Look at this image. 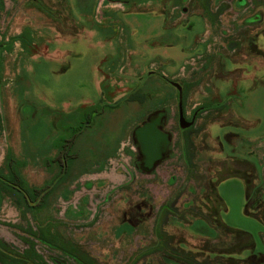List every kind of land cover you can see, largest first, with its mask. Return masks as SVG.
Returning a JSON list of instances; mask_svg holds the SVG:
<instances>
[{
  "label": "rangeland",
  "instance_id": "374dc122",
  "mask_svg": "<svg viewBox=\"0 0 264 264\" xmlns=\"http://www.w3.org/2000/svg\"><path fill=\"white\" fill-rule=\"evenodd\" d=\"M193 1L151 0L127 5L108 0H0V44L29 30L25 36L28 44L18 40L13 46L0 47V167L8 172L7 158L14 156L29 185L54 183L47 205L36 210L26 205L19 192L0 182V264H248L225 255L236 245L219 226L212 188L214 170L222 171L232 164L225 159H205L206 154L194 163V157L197 151L220 148L219 141L209 136L210 124H244L237 111L240 107L235 109L238 104L225 102L236 96V102H246L250 93L238 89L240 82L257 80L254 71L264 69V38L256 35L264 22L241 31L234 23L253 6L264 16V2ZM152 11L156 16L153 35L139 42L142 47L137 50L130 43L136 31L117 15ZM197 16L200 33L196 37L190 34L193 40L188 43L186 26ZM88 29L101 32L106 39L115 38L119 49L115 61L110 60V65L105 61L109 66L105 68L107 96L103 95V100L96 95L92 84L96 74L93 77L91 68L104 47L73 42ZM239 32L246 37L239 39ZM235 39L240 45L232 51L228 43ZM114 47L111 42L106 49L108 56L114 55ZM146 47L170 49V57L158 53L147 59ZM175 48L195 55L178 66ZM69 50H78L81 56L74 58L72 70L65 71ZM133 53L139 63L133 62ZM35 58L38 60L33 62ZM49 59H60L64 65ZM233 64L232 71L227 69ZM196 66L203 69L202 75ZM160 73H165L166 79ZM217 78L231 82L232 91L223 98L224 103L215 102L219 100L214 85ZM172 82L182 86L186 115L191 118L196 113L195 124L188 129L180 127L179 90ZM139 86L149 99L145 103L126 102V96ZM257 91L259 100L252 110L262 114L264 85ZM202 96L214 102L200 103ZM87 98L97 105L92 107L90 101H84ZM119 100L121 104H116ZM111 104L113 107L108 106ZM108 108L104 119H97L79 137L71 150L78 157L70 162V172L61 174L53 159L64 141L82 123L84 113L96 117L95 110ZM154 110L170 113L165 129L158 118L145 122ZM122 129L130 132L125 131L127 137L120 150L116 155L104 152L100 164L102 156L92 146L103 143V132L110 139L111 150L115 138L119 141L123 135ZM135 129L146 138L150 159L144 154V163L130 137ZM259 130H264V124ZM170 134L172 153L161 161L163 151L170 147ZM180 146L184 150L181 157ZM88 156L98 159L91 163ZM154 166L157 168L152 169ZM242 182L233 177L222 184L228 207L225 218L257 238L260 223L241 208L245 194ZM144 200L153 205V212L139 224L133 216ZM124 219L132 223H124ZM201 221L218 230V235L202 237L194 229Z\"/></svg>",
  "mask_w": 264,
  "mask_h": 264
},
{
  "label": "crops",
  "instance_id": "0c3cea01",
  "mask_svg": "<svg viewBox=\"0 0 264 264\" xmlns=\"http://www.w3.org/2000/svg\"><path fill=\"white\" fill-rule=\"evenodd\" d=\"M75 1V0H74ZM110 2H116V3H122V4H133L134 2H139V3H143V4H147L149 1L151 0H108ZM184 11H187V8L184 7L183 8ZM152 14L149 13H138L137 14L135 12H130V13H119L117 16H119L125 23L127 26H130L132 28V31H136L132 34V40H131V44L132 46L138 50L140 47L139 42H145L146 40H148L150 37H152L153 35V31H154V26L156 24V16L154 15V11L151 12ZM197 19H200L198 16L196 18L190 19L191 24L189 22V24L186 26V33L185 34H189L187 35L190 39L188 43H191V41L193 40V38H191L190 34H194L195 37L197 34L200 33V30L198 29L197 25ZM201 21V20H200ZM195 24V25H194ZM90 29V28H89ZM85 30L86 34L82 35L80 38H77L76 40H74V43L77 42H87L89 43V46L91 47H95V46H99V47H104V52L102 51L100 53L99 56V61L94 63V65L91 68L93 77H94V73L95 75V79L94 82H92L93 87L96 90V95L99 96V100H103L104 97L103 95L107 96V90H106V85L104 84L105 80H107L106 77V70L105 68L108 67L110 64V60H116L119 56V49H118V45H117V40L115 38H104V35L100 32V33H95V32H91L90 30ZM139 30H142L141 32H139ZM164 33V32H163ZM73 42H70L69 44H67L66 46L72 44ZM111 42L113 43L114 47V55L112 56H108V53H106V49L108 46H110ZM138 44V45H137ZM233 46V45H232ZM229 48H233L231 47V45L229 46ZM177 49V51L179 52V65L178 66H182L184 59H186L188 56H193L195 54L193 53H188V52H183L181 49L175 48ZM68 50V49H67ZM136 50V51H137ZM70 53L69 55H67V59L66 62L68 63L67 67L65 68V71H69L72 70V68L74 67V58L81 56V53L78 50H69ZM135 51V50H134ZM165 52L163 49H155L154 47H146L145 48V54H146V58L152 60L158 53L161 54L164 58H169L170 57V49L168 50L166 48ZM169 52V53H168ZM113 53V52H112ZM55 54V51L52 52V55ZM56 54L60 55L59 52H56ZM84 54H82L83 56ZM148 56V57H147ZM137 54L133 53L132 54V59L134 63H139V62H135V59L137 58ZM38 58H35L33 60V62L37 61ZM51 62H57L61 65H64L60 59H49ZM105 61H108L107 64H109L108 66H105ZM32 62V61H31ZM181 64V65H180ZM201 67V66H200ZM196 69L199 70V66H196ZM230 71H232L234 69V64L232 66H228V68ZM35 70V69H34ZM199 71H201V75L203 74V69L201 68ZM250 71V70H249ZM257 73V80H253L252 78H246L244 80H242L238 86L239 90H246L250 93V97L246 100V102L244 101V103H238L236 102V97L235 100L234 99H228L226 102L225 100L223 101V98H226L229 91H232V86H231V82H225L223 80L220 79H216L214 80V85H216V87L218 88V95H219V100H216L215 102L217 103H228V104H238L236 108L240 107V111L241 116L243 117L242 121L243 124L241 125H235L234 123H231L229 121H227L226 123L218 121L215 123L210 124V128L208 130V132L210 133L209 136L212 138V140L214 142H218L219 141V149H211L210 151H205L202 153V151H197V157H194V163H196L198 156L199 157H203L205 156V154L207 156H205V159H212L213 161H217V160H224L225 161H229L230 164H232L231 166H226V168H221L223 169L222 171H220V169H216L214 170V173L212 174V176L214 175V177H212V183L214 186L213 191H214V196L216 199V202L218 203V209H217V217H218V223L220 228H224V230L227 232L228 236H230L231 238V242L232 245L235 246L236 248H233L234 251L232 250L231 252H226V255L228 256V258L231 259H236V260H242L245 262H248V264H256V262H260L258 261L261 256H264V130H259L260 126H262L264 124V113H255L252 110V105L256 102V99L259 100L258 96V89L262 88V86L264 85V69H260L259 71H254ZM151 73V71H150ZM199 73V72H198ZM161 74V73H160ZM167 77L165 75V73L161 74V77ZM163 77V78H164ZM260 78V79H258ZM263 80V81H262ZM259 81V83L257 82ZM262 81V82H261ZM230 83V84H229ZM104 84V85H103ZM197 87V86H196ZM141 89V86L137 87L136 90L134 89L133 91H131L129 93V95L134 92ZM142 90V89H141ZM254 90L256 92H254ZM254 92V93H253ZM253 93V94H252ZM225 94V95H224ZM245 94V93H244ZM252 94V95H251ZM128 95V96H129ZM240 95V93H239ZM126 96V98L128 97ZM241 97V96H240ZM210 98V97H209ZM206 96H202L201 98H199L200 103L204 102H208L212 103L214 102L213 99H209ZM92 99V98H91ZM90 98L85 99L84 101L88 100L91 102L92 107L96 106L97 103H95L93 100H91ZM121 100L123 98H120ZM149 99V97H148ZM239 100V98H237ZM121 100H119L120 102H117L116 104H121ZM261 101V100H260ZM137 102V101H132V103ZM256 104L260 105L261 102H257ZM109 107L112 106L108 105ZM121 110L118 109V112ZM108 111V113L110 112L109 108L108 110L103 109V111L97 115L95 117V122L97 121V119H104V114L105 112ZM160 112L159 115H165L166 116V122L171 120L170 118V113L169 112H165L161 111V110H154L153 112ZM152 112V113H153ZM184 114L186 116V118L188 120H190L191 118H189L185 111ZM110 115L112 114H108L109 117H111ZM95 123H93L90 127H92ZM106 124V123H105ZM167 124V123H166ZM180 124V123H179ZM115 126V124L113 125V127ZM192 127V126H190ZM189 128V127H188ZM186 128V129H188ZM127 129V128H126ZM126 129H122L121 133L123 134L122 136H120V140L118 141V138H115V142L114 145L112 146V149L109 150L108 146H109V142L110 139L107 135H105V133H101L100 135L102 137H106V139L103 141V143L100 146H92L94 150L95 148V153L100 154V157L105 153H111L112 155H116V152H118L120 150V146L123 144V140L125 139V137H127V134H125ZM165 129V126H164ZM88 130V129H86ZM85 130V131H86ZM84 131V132H85ZM112 132H118L117 129H113L111 130ZM83 132V134H84ZM130 131L127 130L126 133H129ZM133 132L131 134V138H132V142L133 144L137 147L134 138H133ZM170 133V132H169ZM171 136V134H170ZM129 137V138H130ZM128 138V139H129ZM138 138L143 141L144 143V148H143V154H145V157L147 160L150 159V156L148 154V149L146 148V138L143 135H140L138 133ZM172 140V138H171ZM170 153L166 158H163L161 161L163 160H168L170 158V155L172 153V148H171V141H170ZM180 149H182L181 151V155H184V150H183V146H180ZM187 150V147L185 148ZM127 150L129 152H131L130 148H127ZM138 147L136 148V155H138ZM201 155V156H200ZM89 160L92 162H96L97 159L95 157L92 156H88ZM87 157V158H88ZM91 157V159H90ZM104 156L101 157V161H99V163H102V159ZM197 158V159H196ZM184 161H186L185 157L183 158ZM160 161V162H161ZM158 162V163H160ZM100 163V164H101ZM157 163V164H158ZM185 164H187V162H184ZM226 163V162H225ZM95 167V165H92V167ZM158 166V165H157ZM157 166H154L152 168H157ZM240 166V168H238ZM99 167H101V165H99ZM106 167V164H105ZM236 177L238 179H242L244 180V186H245V194H244V203L243 206L241 207L243 211H245L246 215L251 216L253 218L256 219V221L258 223H260L261 225V231L259 232V237L255 236L254 233L244 229V228H240V227H234L232 225H230L226 218H225V211H228V207L225 204V199H224V195H223V183L225 181H228L230 178ZM211 184V186H212ZM222 186V187H221ZM147 203L151 204L148 200H144ZM142 201V202H144ZM151 208H152V212H153V205L151 204ZM152 214V213H151ZM199 221L196 220L192 223V227L195 226V223ZM142 223V222H141ZM140 224V223H139ZM201 226H198L197 228H194L202 237H215L218 235V230H214L211 225H208L207 223H205V221H201ZM235 249L237 251H235ZM260 264H264V262H260Z\"/></svg>",
  "mask_w": 264,
  "mask_h": 264
},
{
  "label": "trees",
  "instance_id": "16d2710c",
  "mask_svg": "<svg viewBox=\"0 0 264 264\" xmlns=\"http://www.w3.org/2000/svg\"><path fill=\"white\" fill-rule=\"evenodd\" d=\"M29 30L25 29L23 30L19 35L14 36L11 38L10 42H6L5 44H0V47H4L5 45L7 46H13L16 41H20L22 44H25L28 42L25 41V36L27 35ZM3 45V46H2ZM31 44H29L30 46ZM164 77V76H163ZM166 79V77H164ZM148 93L144 92L143 90L139 89L137 91L132 92L127 98L124 100L126 102H132V101H137L139 103H145L148 100ZM113 107V106H111ZM96 115H99L101 112H97L95 110ZM160 113V112H159ZM159 113L153 112L148 116V121L146 120L145 122H149L152 120H156V118L160 119V127L163 129L166 123V116L165 115H159ZM165 114V112H164ZM94 118V119H93ZM95 122V116H93L91 113L86 114L84 113V119L82 120V123L78 127L75 128V132L72 133V135L69 136L64 141V144L62 145L61 149L57 152L56 156L54 157L53 161L57 162L58 165L60 166V172L61 174H66L70 172L71 165L70 162L72 160L77 159L78 154L77 153H72V147L75 145V143L78 141L79 137L83 134L86 128L90 127L93 123ZM170 141H171V136ZM133 138L134 141L138 147V155L140 161L145 162L143 159L144 154L143 152V146L144 143L141 139L138 138V130L135 129L133 132ZM169 141V144H170ZM170 149L166 151H163V156L162 158L167 157L166 155H169ZM140 155H142L140 157ZM7 167H8V172H6L2 167H0V182L15 189L17 192H19L26 203V205L32 209H42L44 208L47 203L50 195L52 194V191L54 189V183L53 184H45L40 187H35L29 185L25 177L21 174L19 170V161L14 158V156H9L7 158ZM153 169V168H152ZM56 184V183H55ZM143 206V207H141ZM152 213V208L149 203L146 201L143 202V205L139 204L137 206V209L135 211V216L134 219H137V223H141L145 220H147ZM124 223H132V221L128 219L123 220ZM133 225V224H132ZM65 253L68 254L66 250H64ZM70 255V254H69ZM260 262H264V256H261V258L258 260ZM260 262H256V264H260Z\"/></svg>",
  "mask_w": 264,
  "mask_h": 264
},
{
  "label": "flooded vegetation",
  "instance_id": "af4514ba",
  "mask_svg": "<svg viewBox=\"0 0 264 264\" xmlns=\"http://www.w3.org/2000/svg\"><path fill=\"white\" fill-rule=\"evenodd\" d=\"M259 2H264V0H258ZM195 2V0L193 1ZM197 3V2H196ZM247 1L245 0V2L243 3V5H246ZM248 11V12H246ZM257 9L254 8H247V10L243 11V16L238 20L237 23H234V25H236L237 27H239L240 31L241 30H245L248 27L252 28L255 26H261L264 22V16L259 15L256 13ZM246 13V14H245ZM239 24V25H238ZM258 32H256L257 37L264 38V28H258ZM239 39H241L242 37H246L245 34L239 32ZM228 45H233V48H230V50H235L237 47H239V40L235 39V40H231Z\"/></svg>",
  "mask_w": 264,
  "mask_h": 264
},
{
  "label": "water",
  "instance_id": "95a60500",
  "mask_svg": "<svg viewBox=\"0 0 264 264\" xmlns=\"http://www.w3.org/2000/svg\"><path fill=\"white\" fill-rule=\"evenodd\" d=\"M231 47H233L231 45ZM179 90V123L182 129H186L190 126H193L196 121V113L188 120L184 114L183 100H182V86L178 82H172Z\"/></svg>",
  "mask_w": 264,
  "mask_h": 264
}]
</instances>
